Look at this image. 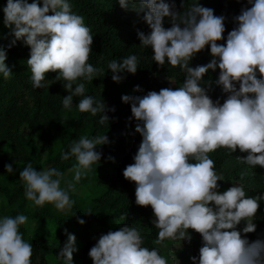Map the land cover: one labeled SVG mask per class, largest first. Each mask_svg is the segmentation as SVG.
Here are the masks:
<instances>
[{
	"label": "clouds",
	"instance_id": "1",
	"mask_svg": "<svg viewBox=\"0 0 264 264\" xmlns=\"http://www.w3.org/2000/svg\"><path fill=\"white\" fill-rule=\"evenodd\" d=\"M124 10L143 13L149 31L137 32L140 45L150 48L157 67L167 62L185 73L182 86L148 91L143 96L122 95L121 102L130 104L131 117L136 121L135 132L142 137L133 163L122 172L124 179L135 184V203L150 206L151 223L158 229L154 241L191 242V229L201 237L198 256L192 264H264V238L249 241L246 234L254 233V223L264 194L249 196L241 184H231L221 192L210 153L226 149L227 155L239 150L237 162L264 169V0H247L240 13L233 17L235 27L224 38L225 16L215 15L212 8L194 2L187 10L178 11L176 0H118ZM185 0H180L184 9ZM3 25L12 37L5 47L0 44V74L12 75L5 63L7 48L22 41L29 47L27 66L31 71L32 87L44 88L45 74L57 73L55 81H63L69 93L62 105L70 109L73 97L81 113L100 114L98 123L109 121L105 102L85 95V83L104 74L103 68L88 63L93 35L85 26L84 17L72 11L69 0H6ZM50 13V14H49ZM168 18L170 27H165ZM3 37H0L2 39ZM209 46L211 60L191 67L195 55ZM137 55L122 60L113 59L107 67L113 82L121 74H135ZM219 69L215 81L205 75ZM259 76V78H258ZM213 84L227 94L223 103L208 95ZM73 85L75 88L73 89ZM133 91H142L136 85ZM109 143L106 135H83L72 141L61 160L75 158L70 171L71 181L55 167L37 170L29 162L19 172L24 195L32 207L51 204L58 211L73 207L70 192L73 182H80L98 164L102 153L97 146ZM108 159H113L109 157ZM13 172L12 164L4 165ZM248 173L241 172L243 179ZM62 181L65 187H61ZM86 214H91L88 212ZM28 217H0V264H32L33 246L25 241L20 227ZM79 224L85 221L80 219ZM243 227L238 229V225ZM57 259L73 264L77 252L76 237L67 233ZM144 237L137 227L124 225L96 239L88 256L92 264H168L159 249L143 246ZM166 247V245H165Z\"/></svg>",
	"mask_w": 264,
	"mask_h": 264
},
{
	"label": "trees",
	"instance_id": "2",
	"mask_svg": "<svg viewBox=\"0 0 264 264\" xmlns=\"http://www.w3.org/2000/svg\"><path fill=\"white\" fill-rule=\"evenodd\" d=\"M29 3L32 0H28ZM194 0H185L184 9L180 8V0H176L177 10H187ZM202 6L212 8L214 14L225 16V39L217 41L224 44L229 31L235 27L233 17L240 13L247 0H195ZM72 11L84 17L85 26L93 35L92 52L88 63L103 68L104 74L85 83V95L96 100H103L108 123H98L100 114L92 116L81 113L77 103L82 97H73L70 109L63 108L62 99L69 93L63 87V81H55L57 73L45 74V87H32L31 71L27 66L30 49L22 41L7 48L5 63L11 68L12 75L5 79L0 74V217H15L24 214L28 217L25 225L20 227L25 241L33 246L32 264H64L57 259L67 233L76 237L77 252L73 254V264H92L88 256L90 248L95 244L91 235L93 229H100L101 234L116 231L124 225L137 227L144 237L145 247L159 249L161 256H168V264H192L190 257L198 256L202 246L201 237L191 229V242L186 247L180 241L165 240L162 245L154 243L158 229L151 223L153 213L150 206L140 207L135 203V184L124 179L123 169L133 163L132 157L138 150L142 137L135 132L136 121L130 119V104L121 102L122 95L143 96L148 91H159L165 88L163 78L175 81L182 86L185 73L178 67L173 68L167 62L158 68L152 59V51L140 45L137 32L149 31L143 21V13L139 15L132 10H124L118 0H69ZM6 0H0V44L5 47L12 37L10 29L3 25V7ZM50 14V13H49ZM164 26L170 27L168 18ZM137 55L138 69L135 74L122 73V80L131 79L134 86L139 85L142 91L124 94L118 91V83L111 79L109 61L122 60L129 55ZM211 60L209 46L197 53L190 61L191 67L203 65ZM219 69L209 70L204 80L215 81ZM259 78V76H258ZM75 85H73V89ZM208 95L213 101L223 103L227 94L213 84ZM26 128L27 133H23ZM106 135L109 143L97 146L96 151L102 153L98 164L92 165V171L80 182L74 183L70 198L74 201L71 209L58 211L51 204L43 207H32L24 195V188L19 179V172L31 162L37 170L55 167L64 174V180L71 181L66 174L71 172L75 158L61 160L63 152L69 149L72 141L80 136L89 137ZM226 149H218L210 153L215 161L217 173L223 174L219 191L223 192L231 184H241L249 196L264 194V169L259 166L249 168L236 161L235 156L246 155L237 150L232 155ZM112 157L113 159H108ZM12 164L11 174L5 171L4 165ZM248 174L241 179L240 173ZM61 187H65L62 181ZM91 212V214H86ZM261 219L257 222L261 232L246 234L249 241L264 238V201L258 209ZM84 220L79 224L78 220ZM244 225H238V229ZM166 245V247H165Z\"/></svg>",
	"mask_w": 264,
	"mask_h": 264
},
{
	"label": "rangeland",
	"instance_id": "3",
	"mask_svg": "<svg viewBox=\"0 0 264 264\" xmlns=\"http://www.w3.org/2000/svg\"><path fill=\"white\" fill-rule=\"evenodd\" d=\"M163 80V82L165 83V88H173V89H175L176 87H180L181 85H179L178 83H176L175 81H172V80H169V79H165V78H163L162 79ZM134 85H133V83L131 82V79H125V80H121V82H119L118 83V91L120 92V93H124V94H132L133 93V89H134ZM23 133L24 134H26L27 133V131H26V128H23ZM66 177L67 178H70V179H72L73 178V173L72 172H68L67 174H66ZM259 221V215H258V213L256 214V218H255V220H254V223L257 225V227H256V231L255 232H257V233H259V232H261V228L259 227V225L257 224V222ZM91 235H92V237H93V239L95 240V242H96V239H98L99 238V236L101 235V231H100V229H93L92 231H91ZM181 243L183 244L182 246H186L187 244H188V242H186V241H181ZM167 260H168V263H170V258L168 257V256H164ZM189 262H187V264H188Z\"/></svg>",
	"mask_w": 264,
	"mask_h": 264
},
{
	"label": "crops",
	"instance_id": "4",
	"mask_svg": "<svg viewBox=\"0 0 264 264\" xmlns=\"http://www.w3.org/2000/svg\"><path fill=\"white\" fill-rule=\"evenodd\" d=\"M259 215V214H258ZM261 219V216H259V220ZM186 247V246H185Z\"/></svg>",
	"mask_w": 264,
	"mask_h": 264
}]
</instances>
